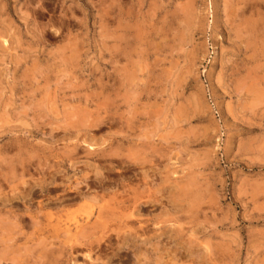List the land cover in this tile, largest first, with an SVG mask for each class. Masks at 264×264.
I'll use <instances>...</instances> for the list:
<instances>
[{
  "label": "rangeland",
  "instance_id": "obj_1",
  "mask_svg": "<svg viewBox=\"0 0 264 264\" xmlns=\"http://www.w3.org/2000/svg\"><path fill=\"white\" fill-rule=\"evenodd\" d=\"M250 1L0 0V264H264Z\"/></svg>",
  "mask_w": 264,
  "mask_h": 264
},
{
  "label": "bare ground",
  "instance_id": "obj_2",
  "mask_svg": "<svg viewBox=\"0 0 264 264\" xmlns=\"http://www.w3.org/2000/svg\"><path fill=\"white\" fill-rule=\"evenodd\" d=\"M121 1V0H120ZM224 1V0H223ZM253 2H254V0H252ZM252 1H250V2H252ZM262 1V0H261ZM118 2V1H117ZM177 3V2H176ZM173 4V3H172ZM249 4V3H248ZM242 5V4H241ZM240 6V5H239ZM238 6V7H239ZM243 6V5H242ZM250 6V5H249ZM246 7V6H245ZM159 8V7H158ZM228 8V7H227ZM237 8V7H236ZM236 8H234V9H236ZM255 8V7H254ZM187 9V8H186ZM256 9V8H255ZM148 12V11H147ZM120 13V12H119ZM195 13V12H194ZM231 13V12H230ZM254 13V12H253ZM259 13V12H258ZM234 15V14H233ZM237 17V16H236ZM118 18V17H117ZM190 19V18H189ZM244 21V20H243ZM252 21V20H251ZM255 21V20H254ZM256 22V21H255ZM254 31V30H253ZM142 34V33H141ZM240 34V33H239ZM253 35V34H252ZM124 73V72H123ZM123 78V77H122ZM135 78V77H134ZM242 86V85H241ZM127 92V91H126ZM134 93V92H133ZM123 100V99H122ZM137 106V105H136ZM135 107V106H134ZM144 107V106H143ZM127 109V108H126ZM162 109V108H161ZM155 115V114H154ZM157 115V114H156ZM140 119V118H139ZM186 119V118H185ZM131 120V119H130ZM133 120H135V119H133ZM132 120V121H133ZM85 121V120H84ZM77 123H78V119H77V121H76ZM113 122V121H112ZM137 122V121H136ZM140 123V122H139ZM135 125H136V123H135ZM144 125V124H143ZM152 125V124H151ZM78 126V125H77ZM85 127V126H84ZM138 127H140V125L138 124ZM144 127V126H143ZM79 128V127H78ZM87 128V127H86ZM136 128V127H135ZM77 129V128H76ZM85 129V128H84ZM119 129V128H118ZM140 129H141V127H140ZM143 129V128H142ZM156 129V128H155ZM62 130H64V129H62ZM179 130V129H178ZM141 132V131H140ZM145 132V131H144ZM180 134V133H179ZM187 134V133H186ZM172 135H174V134H172ZM87 136V135H86ZM137 136V135H136ZM87 139V138H86ZM91 139V138H90ZM117 139V138H116ZM103 140V139H102ZM167 140V139H166ZM165 140V141H166ZM92 141V140H91ZM128 143V142H127ZM147 143V142H146ZM131 144V143H130ZM171 144V143H170ZM87 145V144H86ZM91 145H93V144H91ZM142 145V144H141ZM142 146H144V145H142ZM148 146V145H147ZM145 148V147H144ZM147 148V147H146ZM149 149V148H148ZM127 151V150H126ZM130 152V151H129ZM29 153V152H28ZM90 153V152H89ZM89 155V154H88ZM93 155V154H92ZM96 155V154H95ZM35 156V155H34ZM98 156V155H97ZM32 157V156H31ZM156 157V156H155ZM28 158V157H27ZM68 158V157H67ZM143 159V158H142ZM145 159V158H144ZM40 161V160H39ZM147 161V160H146ZM158 161V160H157ZM41 162V161H40ZM44 163V162H43ZM114 163V162H113ZM146 163V162H145ZM148 163V162H147ZM142 164V163H141ZM156 165V164H155ZM55 167V166H54ZM136 167V166H135ZM14 168V167H13ZM153 172V171H152ZM14 173V172H13ZM59 174V173H58ZM99 174V173H98ZM144 174V173H143ZM144 176V175H143ZM56 177V176H55ZM130 177V176H129ZM137 177V176H136ZM96 179V178H95ZM166 181V180H165ZM92 182H95V181H91V183ZM178 182V181H177ZM23 183V182H22ZM47 183H51V187L49 188V187H47L46 185H44V183L43 182H38V183H35L34 184V182H33V184H30V186L32 185V186H34V185H37L38 186V188L40 189V191H48V190H50L51 189V191L52 190H55L56 188H57V184L55 183V181L53 180V179H51V182H47ZM63 183V182H62ZM143 184V183H142ZM150 184V183H149ZM160 184V183H159ZM84 185V184H83ZM145 186V185H144ZM209 186V185H208ZM75 187V186H74ZM78 187V186H77ZM61 188V187H60ZM124 188V187H123ZM208 188V187H207ZM65 189V188H64ZM147 189V188H146ZM139 190V189H138ZM64 191V190H63ZM129 191V190H128ZM26 192V191H25ZM141 192V191H140ZM194 192V191H193ZM14 193V192H13ZM30 193V192H29ZM60 193V192H59ZM72 193H74L73 195L74 196H76V197H80L81 195H82V191L79 189V188H75L74 189V191L72 192ZM150 193V192H149ZM153 193V192H152ZM179 193V192H178ZM175 194V193H174ZM72 195V196H73ZM133 195V194H132ZM161 195V194H160ZM172 195V194H171ZM47 196V195H46ZM71 196V197H72ZM100 196V195H99ZM115 196V195H114ZM118 196V195H117ZM134 196V195H133ZM10 197V196H9ZM34 198H36V197H34ZM69 198V197H68ZM84 198H87V197H84ZM89 198V197H88ZM92 198H94V197H92ZM121 198V197H120ZM126 198V197H125ZM176 198V197H175ZM179 198V197H178ZM212 198V197H211ZM50 199V198H49ZM57 199V198H56ZM61 199V198H60ZM65 199H67V198H65ZM82 199V198H81ZM98 199V198H97ZM110 199H113L112 197L110 198ZM117 199V198H116ZM136 199H137V197H136ZM152 199V198H151ZM63 199H61V201H62ZM100 200H101V198H100ZM114 200V199H113ZM129 200V199H128ZM154 200V199H153ZM124 200H118V202H123ZM139 201V200H138ZM21 202V201H20ZM129 202V201H128ZM178 202V201H177ZM197 202V201H196ZM25 203V202H24ZM88 203V202H87ZM82 204V203H81ZM118 204V203H117ZM24 205V204H23ZM87 206H86V208L87 209H85V211L84 212H86V213H89V212H91L92 210H93V204L92 203H88V204H86ZM114 205V204H113ZM137 205V204H136ZM107 206H109L108 204H107ZM116 206V205H115ZM104 206H99L98 207V210L97 211H100L101 210V208H103ZM105 207H106V205H105ZM116 207H118V205L116 206ZM82 208V207H81ZM136 208H137V206H136ZM56 210V209H55ZM58 210H60V209H58ZM106 210V209H105ZM193 210V209H192ZM82 211V210H81ZM104 212V211H103ZM108 215H113V211H111L110 213H108ZM106 216V215H105ZM87 217V216H86ZM95 217V216H94ZM108 217V216H107ZM189 218V217H188ZM28 219H30L29 217H28ZM126 219V218H125ZM130 221V220H129ZM67 222V221H66ZM120 222V221H119ZM131 222V221H130ZM142 226V225H141ZM140 229V228H139ZM103 230V229H102ZM146 230V229H145ZM92 232V231H91ZM95 232V231H94ZM115 232H117V231H115ZM104 234V233H103ZM84 234H82V236H83ZM86 236H88V235H85V237ZM107 236V235H106ZM123 236H125V235H123ZM115 238V237H114ZM107 239V238H106ZM122 239V238H121ZM124 239H126V238H124ZM73 240V239H72ZM123 240V239H122ZM129 240V239H128ZM134 240V239H133ZM123 242V241H122ZM126 242V241H125ZM124 242V243H125ZM120 243H121V241H120ZM127 243V242H126ZM137 244V243H136ZM154 244V243H153ZM38 245V244H37ZM145 245V244H144ZM131 246V245H130ZM136 246V245H135ZM164 246V245H163ZM47 247V246H46ZM129 247V246H128ZM43 248V247H42ZM48 248V247H47ZM46 248V249H47ZM156 248V247H155ZM44 249V248H43ZM60 249V248H59ZM127 249V248H126ZM134 249V248H133ZM142 249V248H141ZM146 249V248H145ZM45 250V249H44ZM158 250H159V248H158ZM176 250V249H175ZM46 251V250H45ZM130 251V250H129ZM41 253V252H40ZM47 253H49L50 254V251H48ZM52 253V252H51ZM60 253V252H59ZM42 254H43V252H42ZM138 254V253H137ZM48 255V254H47ZM59 256V255H58ZM122 256V255H121ZM137 256H140V255H137ZM140 257H142V256H140ZM129 258V257H128ZM144 258V257H143ZM58 259V258H57ZM56 259V260H57ZM145 259V258H144ZM53 260V259H52ZM51 260V261H52ZM171 260V259H170ZM160 261V260H159ZM147 262V261H146ZM145 262V263H146ZM57 263V262H56ZM106 263V262H105ZM140 263V262H139ZM144 263V262H143Z\"/></svg>",
  "mask_w": 264,
  "mask_h": 264
}]
</instances>
